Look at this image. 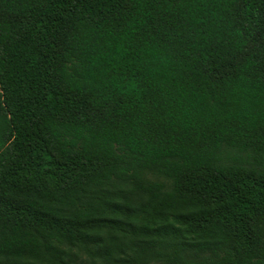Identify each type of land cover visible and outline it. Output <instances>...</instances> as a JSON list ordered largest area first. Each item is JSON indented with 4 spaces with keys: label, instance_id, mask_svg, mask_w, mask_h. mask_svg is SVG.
I'll use <instances>...</instances> for the list:
<instances>
[{
    "label": "trees",
    "instance_id": "16d2710c",
    "mask_svg": "<svg viewBox=\"0 0 264 264\" xmlns=\"http://www.w3.org/2000/svg\"><path fill=\"white\" fill-rule=\"evenodd\" d=\"M0 264H264V0H0Z\"/></svg>",
    "mask_w": 264,
    "mask_h": 264
}]
</instances>
